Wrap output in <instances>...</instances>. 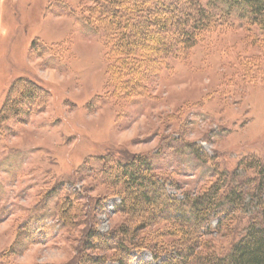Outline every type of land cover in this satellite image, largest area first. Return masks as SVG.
<instances>
[{
	"label": "rangeland",
	"instance_id": "obj_1",
	"mask_svg": "<svg viewBox=\"0 0 264 264\" xmlns=\"http://www.w3.org/2000/svg\"><path fill=\"white\" fill-rule=\"evenodd\" d=\"M93 6L0 0V110L18 82L43 87L0 125V264H119L125 254L113 236L132 219L118 209L119 187L106 173L113 162L148 159L167 194L181 200L221 174L223 191L251 189L252 172L237 163L264 158V30L232 14L184 56L141 57L138 94L127 91L130 67L111 73L105 38L84 25ZM113 57V65L123 59ZM252 212L248 206L229 221L216 212L197 250L229 252ZM169 228L161 219L143 228L136 249L124 243L126 264L178 261L181 243ZM90 232L100 237L95 250L84 249Z\"/></svg>",
	"mask_w": 264,
	"mask_h": 264
},
{
	"label": "trees",
	"instance_id": "obj_2",
	"mask_svg": "<svg viewBox=\"0 0 264 264\" xmlns=\"http://www.w3.org/2000/svg\"><path fill=\"white\" fill-rule=\"evenodd\" d=\"M90 1L94 4L89 8L93 17L92 21H89L91 17L87 16L84 25L94 33L101 31L100 34L105 38L111 56L108 57L112 71L108 70L111 73L115 72L117 67H122L123 70L127 66L130 67L129 70L135 77L133 86L127 91L131 92L137 87L135 89L138 94L142 92L138 89L141 81L137 72L140 69L139 60H143V56H146L144 61L154 53H158L159 58L162 55L184 56L202 39L203 34L210 33L218 26L229 24L227 17L232 14L247 28L257 27L264 30V0ZM115 50L117 52H113ZM115 53L118 58L123 59L121 62L114 60L113 65ZM152 58L154 61V56ZM37 82L31 80L17 83L15 94L9 95L0 110V125L3 120L20 115L21 103L34 98L38 88L43 89ZM116 87L119 89L122 85L118 83ZM195 153L201 158L202 154L198 149H195ZM110 168L111 171H105L107 170L108 177L119 187L118 194L121 198L118 209L127 213L133 220L119 228V236H113V242H116L113 248H119L123 251L121 253L125 254V257L118 259L119 264H126L129 249H136L135 246L144 243L143 239L138 238L143 228L161 219L171 226L166 233L177 234V240L181 243L176 250L180 258L167 264H189L194 259L200 264H264V158H243L237 163V168L252 172L251 189L231 187L223 191L226 177L221 174L207 190L195 196L189 194L181 200L167 194L165 181L157 177L148 159L136 157L132 162H113ZM247 196L248 202L245 199ZM168 206L173 207L172 211L177 214L172 215L167 209ZM248 206L253 208V212L247 230L229 252L223 256H203L198 250L202 245L201 237L205 232H210V218L216 212L231 211L225 216V220L229 221L234 212L245 210ZM70 210L69 203L62 205L64 219L69 217ZM204 227L205 230L202 231ZM88 235L90 241L88 240L84 249L99 248L100 245L95 243L96 238H100L99 235L96 236L92 232ZM103 240L104 238L101 242L104 246L109 244ZM127 242L132 246L128 247L129 249L128 245H124ZM152 245L154 249L158 248L155 246L158 245L156 241ZM154 257L156 258L155 254ZM91 260L95 259L92 257Z\"/></svg>",
	"mask_w": 264,
	"mask_h": 264
}]
</instances>
